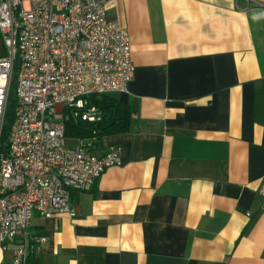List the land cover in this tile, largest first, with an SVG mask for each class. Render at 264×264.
Instances as JSON below:
<instances>
[{
    "label": "crops",
    "instance_id": "obj_1",
    "mask_svg": "<svg viewBox=\"0 0 264 264\" xmlns=\"http://www.w3.org/2000/svg\"><path fill=\"white\" fill-rule=\"evenodd\" d=\"M106 13L129 35L133 77L109 95L130 119L89 152L117 146L121 163L72 194V215L33 213L26 264H264V0H110Z\"/></svg>",
    "mask_w": 264,
    "mask_h": 264
},
{
    "label": "built area",
    "instance_id": "obj_2",
    "mask_svg": "<svg viewBox=\"0 0 264 264\" xmlns=\"http://www.w3.org/2000/svg\"><path fill=\"white\" fill-rule=\"evenodd\" d=\"M109 1L0 0V248L15 241L12 264L26 263L34 212L72 215V194L89 190L105 169L121 163L119 147L96 156L89 152L92 140L70 143L62 124L63 106L81 108L90 93L126 92L133 77L129 35L107 17ZM82 118L93 121L98 113L91 107ZM257 194L264 211V177Z\"/></svg>",
    "mask_w": 264,
    "mask_h": 264
},
{
    "label": "trees",
    "instance_id": "obj_3",
    "mask_svg": "<svg viewBox=\"0 0 264 264\" xmlns=\"http://www.w3.org/2000/svg\"><path fill=\"white\" fill-rule=\"evenodd\" d=\"M83 99L85 102L81 108L62 107V124L65 137L68 140L90 139L93 147L99 138L104 135L128 130L130 110L127 103L117 100L110 96L109 93H90L84 96ZM91 107L96 109L98 119L93 121L83 119L82 114ZM28 258L29 255L27 256Z\"/></svg>",
    "mask_w": 264,
    "mask_h": 264
},
{
    "label": "rangeland",
    "instance_id": "obj_4",
    "mask_svg": "<svg viewBox=\"0 0 264 264\" xmlns=\"http://www.w3.org/2000/svg\"><path fill=\"white\" fill-rule=\"evenodd\" d=\"M4 53V50L2 48V44L0 42V56ZM18 68L17 65L14 68L13 77L11 81V88H10V94L8 98L7 108H6V114L4 119V128L2 132L3 141H6V137L9 133V126L12 121V115L14 112V102H15V86H16V74H17ZM70 143H72L71 140H69Z\"/></svg>",
    "mask_w": 264,
    "mask_h": 264
}]
</instances>
